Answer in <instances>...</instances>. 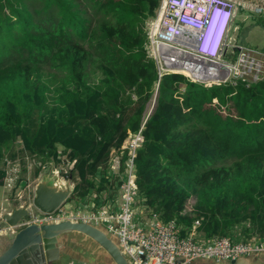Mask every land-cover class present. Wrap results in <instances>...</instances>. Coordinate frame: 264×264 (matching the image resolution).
Returning <instances> with one entry per match:
<instances>
[{
	"label": "trees",
	"instance_id": "16d2710c",
	"mask_svg": "<svg viewBox=\"0 0 264 264\" xmlns=\"http://www.w3.org/2000/svg\"><path fill=\"white\" fill-rule=\"evenodd\" d=\"M158 7L159 0H0V165L58 162L59 151L74 161L71 197L99 195L111 187L101 177L110 151L137 132L157 91L134 160L147 211L183 227L198 220L206 239L263 237L264 78L204 87L161 72L145 50ZM189 199L193 210L183 215Z\"/></svg>",
	"mask_w": 264,
	"mask_h": 264
},
{
	"label": "built area",
	"instance_id": "2783aa9c",
	"mask_svg": "<svg viewBox=\"0 0 264 264\" xmlns=\"http://www.w3.org/2000/svg\"><path fill=\"white\" fill-rule=\"evenodd\" d=\"M241 1L242 4L237 5V0H159L155 18L146 24L147 57L154 59L158 66L161 60L158 46L163 44L218 65L217 70L225 75L221 84L263 79L264 53L254 55V50L237 48L235 58H224L222 55L224 39L219 41L218 33L225 26L226 34L238 11L246 13L248 18L255 16L264 19V0ZM163 73L171 71L163 68ZM146 111L137 132L128 133L121 148L109 153V161L101 177L111 187L101 190L99 195L91 190L83 199L71 197L73 192L51 214L35 211L31 202L17 207L27 209L32 214V222L37 225L68 220L102 230L117 244L128 264H192L201 261L228 264L242 257L264 254V236L206 239L198 230V220L183 227L175 220L161 222L156 215L139 210V206L144 207V199L137 189L134 160L143 143L142 130L151 108ZM60 153L58 151V162L52 161L59 164L49 174L67 178L68 175L72 176L74 161H65ZM72 181L75 185L73 176ZM193 204L194 200L189 199L182 214L191 215ZM16 230L18 227L9 229L5 234L11 236Z\"/></svg>",
	"mask_w": 264,
	"mask_h": 264
},
{
	"label": "water",
	"instance_id": "95a60500",
	"mask_svg": "<svg viewBox=\"0 0 264 264\" xmlns=\"http://www.w3.org/2000/svg\"><path fill=\"white\" fill-rule=\"evenodd\" d=\"M158 55L164 69L186 70L191 81L203 82L207 78L222 82L224 79L225 75L220 74L215 63L192 53L159 44ZM156 97L157 91L150 113ZM74 188L71 175L64 178L42 173L33 187L31 205L41 214H51L67 201ZM14 227L18 230L13 235L5 234ZM65 254L84 264H107L105 258L111 264H128L117 244L102 230L91 225L68 220L37 225L32 222V214L27 209L16 205L0 215V264H52ZM228 264H251V259L242 257Z\"/></svg>",
	"mask_w": 264,
	"mask_h": 264
},
{
	"label": "rangeland",
	"instance_id": "374dc122",
	"mask_svg": "<svg viewBox=\"0 0 264 264\" xmlns=\"http://www.w3.org/2000/svg\"><path fill=\"white\" fill-rule=\"evenodd\" d=\"M241 4L242 1L237 0V5H241ZM245 14L246 13L238 11L235 18L231 21L232 23L231 28L229 30V33L228 32L226 33L222 46V55L226 53V58H229V56L233 52V49L235 48H248L254 50L256 51V52H252L254 53V55L258 53L261 54L264 53V19L262 18L260 19L255 16L253 18H248V16H246ZM146 44L145 46H147ZM161 64L162 61L159 60L158 67L160 71L163 72V68ZM184 74L188 76L189 79L190 77L189 74L188 73H184ZM198 83L204 85V83L202 82H198ZM219 84L223 85L221 83ZM213 85H217V84H213ZM204 87H210V86L204 85ZM153 102H154V97L146 105V109H147L146 112L150 110ZM229 162L230 161L221 162L217 165L220 166V165L228 164ZM58 164L59 163H54L50 160L41 163L40 160L29 157H25L22 159L16 158L14 160H10V159L3 160L0 165V169L4 174L3 178L0 179V215L5 212H8L12 205L22 206L24 203H30L32 197L31 190L36 184L39 176L45 172L51 173L52 171H55L54 169ZM43 167L47 169L42 170ZM139 210L143 213H145L144 210L147 211L145 206L144 207L139 206ZM147 212L149 213V211ZM236 236L237 239H245L240 236L239 232ZM260 256L261 255L259 254L252 255L251 256L252 263L258 264L259 262L258 260ZM66 257L67 256L62 255L58 261L52 264H65V263L67 264ZM105 262L110 264L107 258H105ZM69 264H79V263L70 262Z\"/></svg>",
	"mask_w": 264,
	"mask_h": 264
},
{
	"label": "bare ground",
	"instance_id": "6f19581e",
	"mask_svg": "<svg viewBox=\"0 0 264 264\" xmlns=\"http://www.w3.org/2000/svg\"><path fill=\"white\" fill-rule=\"evenodd\" d=\"M171 61V60H170ZM215 66V68L216 69H218L219 68V66L217 65L216 66V64L214 65ZM171 72H173V73H188L189 74V72H187L186 70H177L176 68H173V70H171ZM189 76H190V74H189ZM199 77V76H198ZM189 79L191 80V78L189 77ZM201 79H203V78H200V80ZM193 81H194V79H193ZM196 81V80H195ZM203 82L202 83H204L205 84V82L206 83H209V82H219L220 83V81H214V80H209V79H207V78H205L204 80H202Z\"/></svg>",
	"mask_w": 264,
	"mask_h": 264
},
{
	"label": "flooded vegetation",
	"instance_id": "af4514ba",
	"mask_svg": "<svg viewBox=\"0 0 264 264\" xmlns=\"http://www.w3.org/2000/svg\"><path fill=\"white\" fill-rule=\"evenodd\" d=\"M16 231H17V230H16ZM250 259H251V258H250ZM258 261H259L258 264H264V255H261ZM260 261H261V262H260ZM192 264H213V263H211V262L209 263V262L201 261V262H194V263H192ZM251 264H253L252 261H251Z\"/></svg>",
	"mask_w": 264,
	"mask_h": 264
},
{
	"label": "clouds",
	"instance_id": "9594fccd",
	"mask_svg": "<svg viewBox=\"0 0 264 264\" xmlns=\"http://www.w3.org/2000/svg\"><path fill=\"white\" fill-rule=\"evenodd\" d=\"M224 31H225V26H223L218 33L219 41H221L222 39H225L226 34H224ZM226 33H227V31H226Z\"/></svg>",
	"mask_w": 264,
	"mask_h": 264
},
{
	"label": "crops",
	"instance_id": "0c3cea01",
	"mask_svg": "<svg viewBox=\"0 0 264 264\" xmlns=\"http://www.w3.org/2000/svg\"><path fill=\"white\" fill-rule=\"evenodd\" d=\"M251 258V257H250Z\"/></svg>",
	"mask_w": 264,
	"mask_h": 264
}]
</instances>
